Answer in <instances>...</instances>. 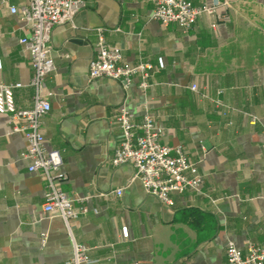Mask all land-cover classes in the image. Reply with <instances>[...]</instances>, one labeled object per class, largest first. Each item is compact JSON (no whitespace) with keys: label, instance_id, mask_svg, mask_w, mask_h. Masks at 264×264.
Here are the masks:
<instances>
[{"label":"crops","instance_id":"crops-1","mask_svg":"<svg viewBox=\"0 0 264 264\" xmlns=\"http://www.w3.org/2000/svg\"><path fill=\"white\" fill-rule=\"evenodd\" d=\"M22 1L0 0V83L21 82L16 105L30 108L33 70L19 41L27 23L10 11ZM192 2L214 9L189 32L155 20L151 0H87L54 28L45 147L62 153L64 189L83 198L78 205L86 211L70 230L60 216L45 214V180L27 169L26 138L10 132L0 113V264H66L74 241L89 248L91 264H227L229 241L243 249L262 242L264 0ZM99 28L121 47L123 64L154 65L146 90L138 79L126 88L89 77ZM121 104L138 121L149 111L162 143L185 148L203 176L199 191L174 193L167 205L145 192L132 164L112 163L122 140L112 113ZM118 188L121 196L113 193Z\"/></svg>","mask_w":264,"mask_h":264},{"label":"built area","instance_id":"built-area-1","mask_svg":"<svg viewBox=\"0 0 264 264\" xmlns=\"http://www.w3.org/2000/svg\"><path fill=\"white\" fill-rule=\"evenodd\" d=\"M151 1L152 17L155 20L163 26L175 23L184 32L194 27L200 14L213 12L214 9L207 4L195 6L192 0ZM86 4L87 0H23L18 5H11V13L19 15L27 23V32L19 41L29 54L33 70L30 82L35 90L32 107L20 108L16 105L15 90L23 85L21 82L0 83V113L8 115L10 132H22L26 138L27 147L21 152V157L28 161L27 169L31 172L40 171L45 180L43 210L47 215L56 214L63 218L69 230L70 222L86 211V207L78 205L83 198L64 189L67 180L63 169L64 159L59 150H48L45 147L43 125L51 111L50 97L53 95L47 78L56 69L51 56L53 30L57 25L71 21ZM122 60L121 47L109 44L105 29L99 28L95 55L89 63V77L111 78L126 88L138 79L140 88L146 90L150 86L149 78L155 69L154 65L150 62L126 65ZM192 88L196 90L197 85L193 84ZM112 121L122 136L112 163L132 164L135 176L141 181L146 193L167 205H173L172 194L201 189L203 176L198 163L190 159L183 146L162 143L163 134L149 111L138 121L135 113L126 104H121L113 111ZM113 193L121 196L123 188ZM129 234V227L123 226L122 237L127 239ZM46 239L47 234H42V244ZM88 251L85 244L74 241L72 257L66 264L94 263ZM226 254L227 264H264V239L260 243L249 242L244 249L234 241H229Z\"/></svg>","mask_w":264,"mask_h":264}]
</instances>
